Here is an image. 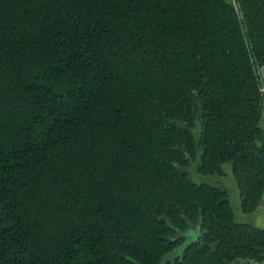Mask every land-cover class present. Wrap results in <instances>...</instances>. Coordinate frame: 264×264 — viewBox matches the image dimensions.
<instances>
[{
    "label": "trees",
    "instance_id": "1",
    "mask_svg": "<svg viewBox=\"0 0 264 264\" xmlns=\"http://www.w3.org/2000/svg\"><path fill=\"white\" fill-rule=\"evenodd\" d=\"M234 2L0 0V264L264 262L221 183L258 207L264 0Z\"/></svg>",
    "mask_w": 264,
    "mask_h": 264
},
{
    "label": "crops",
    "instance_id": "2",
    "mask_svg": "<svg viewBox=\"0 0 264 264\" xmlns=\"http://www.w3.org/2000/svg\"><path fill=\"white\" fill-rule=\"evenodd\" d=\"M260 125L264 130V108L260 118ZM222 168L224 171V176L221 177V183L230 190L235 220L242 223L247 222L258 228L264 229V191L258 207L253 212H242L240 207L239 191L232 176L231 164L226 162L222 165ZM238 264H264V262H257L254 260H239Z\"/></svg>",
    "mask_w": 264,
    "mask_h": 264
},
{
    "label": "built area",
    "instance_id": "3",
    "mask_svg": "<svg viewBox=\"0 0 264 264\" xmlns=\"http://www.w3.org/2000/svg\"><path fill=\"white\" fill-rule=\"evenodd\" d=\"M260 74H261V78H262V90H264V63L260 67Z\"/></svg>",
    "mask_w": 264,
    "mask_h": 264
},
{
    "label": "rangeland",
    "instance_id": "4",
    "mask_svg": "<svg viewBox=\"0 0 264 264\" xmlns=\"http://www.w3.org/2000/svg\"><path fill=\"white\" fill-rule=\"evenodd\" d=\"M231 2H233V3H235L234 2V0H230ZM195 116H196V118L198 117V112L196 111V113H195ZM229 190V189H228ZM229 192H230V190H229ZM230 198H231V193H230ZM200 239H202V237L200 238Z\"/></svg>",
    "mask_w": 264,
    "mask_h": 264
}]
</instances>
